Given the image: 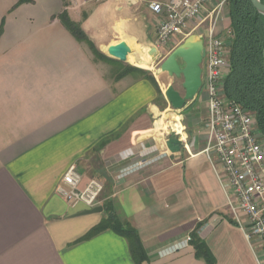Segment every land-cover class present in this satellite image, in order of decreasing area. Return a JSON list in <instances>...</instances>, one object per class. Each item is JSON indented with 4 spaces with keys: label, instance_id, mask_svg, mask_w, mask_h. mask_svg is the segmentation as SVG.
I'll return each mask as SVG.
<instances>
[{
    "label": "crops",
    "instance_id": "obj_1",
    "mask_svg": "<svg viewBox=\"0 0 264 264\" xmlns=\"http://www.w3.org/2000/svg\"><path fill=\"white\" fill-rule=\"evenodd\" d=\"M167 1L0 0V264H134L128 240L112 230L81 240L107 215H76L87 207H70L58 193L71 165L82 174L81 188L91 178L104 183L99 205L113 200L137 229L147 253L143 264H207L187 241L199 226L215 264L264 259L259 243L235 221L205 151L206 94V119L192 115L189 133L175 131L181 150L171 153L158 142L155 85L110 68L118 59L108 49L118 43L131 50L130 62L154 68L149 55L130 46L154 47L157 23L149 3ZM219 21L217 33L225 36L227 5ZM207 25L194 33L203 36ZM91 44L113 60L94 57ZM197 105L194 99L184 110Z\"/></svg>",
    "mask_w": 264,
    "mask_h": 264
},
{
    "label": "built area",
    "instance_id": "obj_2",
    "mask_svg": "<svg viewBox=\"0 0 264 264\" xmlns=\"http://www.w3.org/2000/svg\"><path fill=\"white\" fill-rule=\"evenodd\" d=\"M99 1V0H97ZM211 0H169L151 2L149 8L157 23V38L153 44L159 55L178 46L183 39L207 23L206 56L203 62V88L206 94L207 131L206 153L228 196V206L246 238L257 241L264 251V138L257 133L256 118L236 101L223 93V81L229 73V44L231 30L225 36L217 33L222 9L228 0H220L211 10ZM134 156L131 152L127 157ZM148 153H140L144 157ZM137 160L121 170L124 177L149 162ZM82 174L71 165L62 178L58 193L70 207L100 204L104 183L91 178L81 188ZM191 241V236L187 239ZM173 249L172 252L176 251ZM264 264V259L259 260Z\"/></svg>",
    "mask_w": 264,
    "mask_h": 264
},
{
    "label": "trees",
    "instance_id": "obj_3",
    "mask_svg": "<svg viewBox=\"0 0 264 264\" xmlns=\"http://www.w3.org/2000/svg\"><path fill=\"white\" fill-rule=\"evenodd\" d=\"M25 1L32 0H20V3ZM261 1L264 3V0ZM227 7L232 34L229 44L230 69L223 81V93L256 118L257 133L264 138V14L255 8L251 0H228ZM66 22L78 39H86L78 24L69 19H66ZM91 47L97 58L113 60L94 45L91 44ZM137 71L146 74L143 69L133 66H127L122 73ZM146 76L166 103L156 78L152 74ZM103 208L107 216L92 227L81 240H88L102 231L112 230L128 240L134 264H143L147 260V253L137 229L130 220L119 213L113 200L105 201ZM199 229L200 226L191 234V244L194 246L196 256L203 258L207 264H215V258L200 237Z\"/></svg>",
    "mask_w": 264,
    "mask_h": 264
},
{
    "label": "water",
    "instance_id": "obj_4",
    "mask_svg": "<svg viewBox=\"0 0 264 264\" xmlns=\"http://www.w3.org/2000/svg\"><path fill=\"white\" fill-rule=\"evenodd\" d=\"M255 8L264 14V3L261 0H251ZM111 57L122 62H128L131 50L124 44L118 43L108 49ZM149 54L158 57L159 52L156 47L149 50ZM206 56L204 36L192 33L187 36L172 52L165 58L160 65V71L165 73L170 79L169 85L165 89V97L174 110L183 109L187 102L196 99L203 88V62ZM264 56V51H263ZM183 78L182 94L173 85V78ZM166 148L171 153L181 150V141L177 136H170L165 142ZM104 208L102 205L87 208L78 212L76 215L101 213Z\"/></svg>",
    "mask_w": 264,
    "mask_h": 264
},
{
    "label": "rangeland",
    "instance_id": "obj_5",
    "mask_svg": "<svg viewBox=\"0 0 264 264\" xmlns=\"http://www.w3.org/2000/svg\"><path fill=\"white\" fill-rule=\"evenodd\" d=\"M224 23H225V21H224ZM220 25H221V21H219V23H218V28H219ZM218 28H217V31H218ZM130 47L132 48V50L134 52L138 53V52L142 51L143 54H145L147 56L149 55V57L152 60V66L154 68L153 69L143 68V67H140L138 65H135L134 63L130 62L129 60H128V62H121L119 60H113L111 63H109L110 68L113 70L112 72H114L116 75H118V73L122 72V70H124L127 66H133L135 68L143 69L144 71H146V74L137 71V72H134L135 75L140 76V77H145L146 79H148L146 75L147 74H152L156 78L158 86H159L161 92L163 93V95L165 97V89L167 88V84H168L170 79L168 78V76L165 73H162L159 68H160V65L162 64V62L172 52V50L174 48L170 49L163 56H158V57L155 58V56L149 54V49L148 48L143 49L141 46H136V45H132ZM94 57H96V56L94 55ZM149 81L152 83L151 80H149ZM182 83H183V78H176V77L173 78L174 87L178 91H180L182 94H184L185 91L183 89ZM156 92H157V95H156L155 103L160 108V110H159L160 112H159L157 118L155 119V122H157L158 132L159 131L163 132V134L157 135L158 139L160 140L158 142H160V143L162 142L165 145V142L168 139V137H170V136H174L175 137L176 134H177L174 130H171V128H169V127H167L164 130H161L159 128V126H158L159 120L160 119H163V120L168 119V116H170V114H175L176 113L179 116H181L180 121H181V123L183 125V128H184L183 129V135H185V133H189V128L186 126V123H187L188 119L192 115H196L197 114L202 119H206V110H205V105H204V100H205V92L204 91H201L200 94L196 97L197 104H198L197 105L198 109L194 110L193 112L186 111V110H184V108L181 109V110H174L172 108L171 104L167 101L166 97H165L166 103H165V101H163V99L161 98V96L159 95V93L157 91V88H156ZM178 136L181 137L182 135L178 134ZM107 192H109V189H108V191L105 190L103 195L107 194Z\"/></svg>",
    "mask_w": 264,
    "mask_h": 264
},
{
    "label": "bare ground",
    "instance_id": "obj_6",
    "mask_svg": "<svg viewBox=\"0 0 264 264\" xmlns=\"http://www.w3.org/2000/svg\"><path fill=\"white\" fill-rule=\"evenodd\" d=\"M169 82H170V80H169ZM169 82H168L167 86L169 85ZM180 119H181V116H179L178 114H176V113L170 114V116H168V119H166V120L160 119L158 126L161 130H164L167 127H169V128H171V130L176 131L178 134H183V125H182Z\"/></svg>",
    "mask_w": 264,
    "mask_h": 264
}]
</instances>
